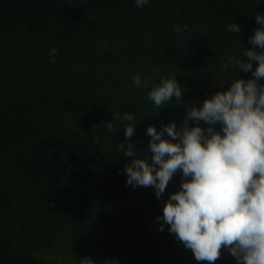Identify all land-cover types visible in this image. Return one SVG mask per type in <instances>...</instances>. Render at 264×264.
I'll use <instances>...</instances> for the list:
<instances>
[{
    "label": "trees",
    "instance_id": "16d2710c",
    "mask_svg": "<svg viewBox=\"0 0 264 264\" xmlns=\"http://www.w3.org/2000/svg\"><path fill=\"white\" fill-rule=\"evenodd\" d=\"M257 13L264 0H0V264H207L168 225L159 230L182 171L160 198L126 186L132 158L120 145L150 161L149 126L179 128L191 104L250 79L226 57L252 47ZM234 22L239 34L227 30ZM156 69L176 78L182 100L157 109L130 78ZM125 113L137 123L130 141L129 122L106 126ZM197 123L208 127L189 126ZM215 264L237 261L223 249Z\"/></svg>",
    "mask_w": 264,
    "mask_h": 264
},
{
    "label": "clouds",
    "instance_id": "9594fccd",
    "mask_svg": "<svg viewBox=\"0 0 264 264\" xmlns=\"http://www.w3.org/2000/svg\"><path fill=\"white\" fill-rule=\"evenodd\" d=\"M135 3L143 8L149 0ZM255 19L261 27L249 37L252 47H246L244 58L226 57L232 68L251 72L250 79L234 80L227 90L205 99L202 106L191 104L194 106L186 108L179 128L175 121L162 125L159 131L149 126L150 161L148 156L136 158L134 143L120 145L124 155L132 158L123 169L126 186L152 187L160 198L173 176L182 171L185 179L180 190L169 196L162 217H157L162 221L159 230L168 225L169 233L191 250L195 260L207 264H215L223 249L237 264H264V84L259 83L264 79V14L257 13ZM183 27L187 30V25ZM172 30L180 32L181 26L174 25ZM227 30L239 34L241 27L234 22ZM159 72L130 77L137 88L150 89L148 99L157 109L173 97L182 100L183 94L175 77L165 78ZM154 79L159 84L154 85ZM190 120L208 127L205 130L198 123L190 127ZM113 121L129 122L123 133L130 141L137 124L133 123L135 116L115 114L106 124L115 133ZM217 124L220 131L214 127ZM79 264L95 262L83 257Z\"/></svg>",
    "mask_w": 264,
    "mask_h": 264
},
{
    "label": "rangeland",
    "instance_id": "374dc122",
    "mask_svg": "<svg viewBox=\"0 0 264 264\" xmlns=\"http://www.w3.org/2000/svg\"><path fill=\"white\" fill-rule=\"evenodd\" d=\"M46 257H50L53 259H57V260H62V261H69V262H75L77 260H75L73 257H67L64 255H57V254H46Z\"/></svg>",
    "mask_w": 264,
    "mask_h": 264
}]
</instances>
